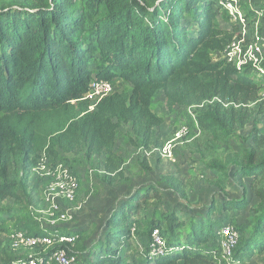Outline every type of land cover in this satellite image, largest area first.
I'll list each match as a JSON object with an SVG mask.
<instances>
[{
    "label": "trees",
    "instance_id": "1",
    "mask_svg": "<svg viewBox=\"0 0 264 264\" xmlns=\"http://www.w3.org/2000/svg\"><path fill=\"white\" fill-rule=\"evenodd\" d=\"M213 5L212 0H22L0 5V201L12 198L19 204L29 197L30 172L41 153L104 157L106 176L114 182L124 163L115 150L118 129L131 123L140 144L155 143V128L164 119L152 105L161 90L176 95L179 105L196 106L200 136L206 135L204 150L215 152L236 137L252 120L264 76L257 80L249 68L218 55L235 29L220 25ZM113 78L128 83L131 91H114L90 109L84 97L91 79ZM259 125L253 120V146L232 155L231 167L219 155L206 165L216 171L220 189L231 176L241 184L251 179L259 200L235 264L264 252V136ZM164 177L173 184L169 175ZM152 198L160 199L161 193L151 184L136 188L116 206L105 221L104 237L91 248L94 259L83 264H139L127 259L121 247L133 237L131 216ZM249 204L242 196L224 200L221 208L240 212ZM215 212L212 202L208 217L188 223L175 211L162 212L152 220V229H160L166 246L155 252L149 247L142 264H216L222 224L213 219ZM1 215L13 218V209L0 207ZM54 249L43 254L44 264Z\"/></svg>",
    "mask_w": 264,
    "mask_h": 264
},
{
    "label": "rangeland",
    "instance_id": "2",
    "mask_svg": "<svg viewBox=\"0 0 264 264\" xmlns=\"http://www.w3.org/2000/svg\"><path fill=\"white\" fill-rule=\"evenodd\" d=\"M22 0H0V5L14 4ZM262 6L264 0H255ZM77 8V4H74ZM214 9L217 7L213 5ZM221 11L218 16L220 25L226 29H233L228 18ZM218 55H215L216 57ZM257 80L260 79L256 76ZM93 79H91L92 81ZM115 91L130 92L131 86L120 78L109 79ZM176 95L161 90L153 101L152 109L164 119L163 123L155 128V143L149 147L140 144V134L131 123L122 124L117 131L116 152L122 156L123 174L114 182L106 176L103 160L100 157L87 159L84 153H64L59 157L68 162L70 167L79 175L80 190L73 203H66V207L75 208L71 221L62 225L61 231L77 234L78 239L71 247V254L76 258L73 264H83L90 258L93 245L104 237L105 221L110 212L124 199L134 192L136 188L154 185L161 193L160 199H149L139 215L131 216L133 237L121 247V253L127 259H134L137 263L144 262L145 254L151 245L152 220L161 216L164 211L177 212L188 223L193 217L204 215L208 217V207L214 202L216 212L214 220L231 223L241 232V244L249 236L253 222V208L259 202L254 190L251 188V179L245 178L243 184L236 177L231 180L226 188L220 189L216 183L217 173L207 168V162L215 155L229 163L232 155L238 154L243 148H251L253 140L250 137L253 120L260 122L261 135L264 136V91L261 98L252 104L254 114L250 123L241 129L236 137L228 143L219 146L214 152L205 148L206 135L194 137L189 142L179 146L172 160H163L156 154L155 149L161 147L171 138L175 129L191 120L189 107L177 104ZM198 137V138H197ZM204 150L202 154L201 151ZM205 154V155H204ZM218 156V157H219ZM15 166L20 169L19 160ZM169 175L173 184L164 176ZM35 173L30 172V182H35ZM178 182L179 185H174ZM29 197L22 203L15 204L12 198L0 201V207L13 209L14 216L7 219L1 215L0 223V264L29 259L31 256L41 258L51 249L17 247L13 244V235L17 231H41L40 223L32 216L31 206L41 203L40 187L30 184ZM245 196L249 207L240 212L223 211L221 204L224 200L241 198ZM16 207V208H13ZM219 227V226H218ZM221 227V226H220ZM166 225L163 229H166ZM219 229V228H218ZM216 264H229L215 256ZM55 264V263H52ZM233 264V263H230ZM241 264H264V252L254 257H246Z\"/></svg>",
    "mask_w": 264,
    "mask_h": 264
},
{
    "label": "built area",
    "instance_id": "3",
    "mask_svg": "<svg viewBox=\"0 0 264 264\" xmlns=\"http://www.w3.org/2000/svg\"><path fill=\"white\" fill-rule=\"evenodd\" d=\"M218 16L224 11L235 36L228 46L218 55L227 59L238 68H249L255 76H264V6L255 0H212ZM231 29V30H233ZM115 91L109 79H93L90 90L84 99L94 109L98 102ZM189 107L191 120L175 129L170 139L155 149L163 160H172L176 150L201 134L194 108ZM35 173L34 184L40 187L41 203L31 206L32 216L40 223L41 231H17L13 244L17 247L54 249L47 264H73L76 258L71 254L78 235L61 231L62 225L73 218L75 208L66 207L73 203L80 190L79 175L73 171L67 161L41 153L38 164L32 168ZM152 251H162L166 239L159 228L151 231ZM220 247L219 256L225 262L234 263L235 253L241 242V232L230 222L219 228L217 239ZM44 257L31 256L23 264H44ZM241 264V263H239Z\"/></svg>",
    "mask_w": 264,
    "mask_h": 264
},
{
    "label": "crops",
    "instance_id": "4",
    "mask_svg": "<svg viewBox=\"0 0 264 264\" xmlns=\"http://www.w3.org/2000/svg\"><path fill=\"white\" fill-rule=\"evenodd\" d=\"M116 150V149H115ZM101 158V160H104V157H100ZM30 184H34V182L32 183V182H30Z\"/></svg>",
    "mask_w": 264,
    "mask_h": 264
}]
</instances>
